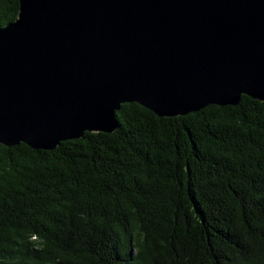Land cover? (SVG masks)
<instances>
[{"label":"trees","instance_id":"obj_1","mask_svg":"<svg viewBox=\"0 0 264 264\" xmlns=\"http://www.w3.org/2000/svg\"><path fill=\"white\" fill-rule=\"evenodd\" d=\"M17 0H0V27ZM50 151L0 145V264H264V102L158 117Z\"/></svg>","mask_w":264,"mask_h":264},{"label":"water","instance_id":"obj_2","mask_svg":"<svg viewBox=\"0 0 264 264\" xmlns=\"http://www.w3.org/2000/svg\"><path fill=\"white\" fill-rule=\"evenodd\" d=\"M0 27V145L50 151L158 117L264 102V0H17Z\"/></svg>","mask_w":264,"mask_h":264}]
</instances>
